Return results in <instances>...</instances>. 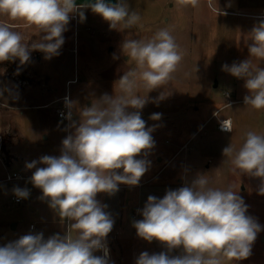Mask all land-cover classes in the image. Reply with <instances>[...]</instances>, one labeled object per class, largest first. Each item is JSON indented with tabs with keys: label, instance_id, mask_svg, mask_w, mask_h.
<instances>
[{
	"label": "clouds",
	"instance_id": "obj_1",
	"mask_svg": "<svg viewBox=\"0 0 264 264\" xmlns=\"http://www.w3.org/2000/svg\"><path fill=\"white\" fill-rule=\"evenodd\" d=\"M189 3L199 6V0H176L175 6L184 8ZM209 6L217 15L227 14L217 0ZM86 8L108 22L110 30L123 32L141 25L140 12L131 9L127 0H93L86 5L76 0H0L4 18L0 19V63L18 60L19 74L33 51L44 53L46 60L60 55L72 15L84 21ZM10 21L34 29L35 39L26 43ZM248 41V58L225 63L222 71L244 81L245 106L260 111L264 110V67L257 62L264 61V18L254 24ZM120 52L132 67L114 82L113 94L91 96L90 106L66 96V114L61 116L68 122L64 129L68 134L60 154L43 155L25 165L34 169L29 182L64 225L63 234L21 235L0 246V264H113L107 237L115 219L97 196H113L120 185L139 186L149 170L147 157L155 147L156 125L146 126L142 109L167 96L162 91L150 101L148 93L168 84L185 55L169 29L158 30L148 39L133 38L129 32ZM4 91L0 89V96ZM161 116L153 113L150 119L158 121ZM220 128L232 133L233 121L220 120ZM222 152L233 174L259 180L257 192L264 196V134L249 130L238 147L230 143ZM187 173L185 168L182 186L166 189L162 198L149 195L138 209L142 218L132 221L136 236L149 244L157 242L162 250L142 251L134 264H236L248 259L264 226L248 214V205L234 185L214 187L207 174L197 172L188 178ZM12 191L17 200L30 196L26 187Z\"/></svg>",
	"mask_w": 264,
	"mask_h": 264
},
{
	"label": "rangeland",
	"instance_id": "obj_2",
	"mask_svg": "<svg viewBox=\"0 0 264 264\" xmlns=\"http://www.w3.org/2000/svg\"><path fill=\"white\" fill-rule=\"evenodd\" d=\"M91 2L93 0H76L78 5ZM127 2L131 9L140 12V26L123 32L110 30L102 17L90 8L82 9L86 19L81 21L78 14L72 15L63 33L65 43L60 55L46 60L44 53L33 51L30 61L20 66L19 74V61L9 68H0V89H5L7 121L20 134L13 145L14 152L21 156L33 155L32 159L43 155L58 156L61 142L68 134L64 130L68 122L57 115V110L64 107V98L68 96L79 101L81 106H90L91 96L112 95L114 82L132 67L120 52V45L129 32L133 38L148 39L158 30L169 29L185 55L168 84L148 93L150 101L162 91L167 96L158 103H147L142 109L146 126L156 125L152 132L155 147L147 157L151 166L140 181L141 184L149 180L146 186L133 189L123 185L125 192L132 194L131 202L135 204L130 209V219L134 220L136 211L135 220L142 218L138 209L143 208L149 195L162 198L166 189L182 186L187 168L188 178L200 172L208 175L214 187L223 189L234 185V190L248 205V214L264 226V196L257 192L259 180L233 174L230 161L222 152L230 143L238 147L249 130L264 134V110L245 106L243 97L248 93L244 81L222 71L225 63L231 65L248 58V33L264 18V0H217L218 7L226 15H217L209 6L215 0H199L196 8L190 3L177 8L176 0ZM10 23L24 35L26 43L35 39L34 29L19 22ZM114 55L118 58L114 59ZM257 63L264 67V61ZM142 94L147 93L142 91ZM153 113H161V119L151 120ZM216 113L220 118L232 119V134L217 130V123L212 120ZM2 138L0 145L4 139L7 144L5 152L0 148V158L8 164L12 157L8 153L7 137ZM5 178L6 172L0 162V224L15 219L21 222L18 233L6 235L8 241H12L27 234L35 221L36 210L24 211L23 207L11 204L12 190L19 183H6ZM133 230L127 241L124 239L128 250H121L122 255L117 257L133 258L130 245L137 251L135 258L142 251L162 250L157 242L149 244L138 238ZM118 249L121 248L115 250ZM236 264H264V231L258 234L252 255Z\"/></svg>",
	"mask_w": 264,
	"mask_h": 264
},
{
	"label": "crops",
	"instance_id": "obj_3",
	"mask_svg": "<svg viewBox=\"0 0 264 264\" xmlns=\"http://www.w3.org/2000/svg\"><path fill=\"white\" fill-rule=\"evenodd\" d=\"M115 2V0H113ZM47 106V105H46ZM7 108L5 104V99L3 96H0V137H7L8 140V153L9 156L12 157L10 162L8 164H5L3 161L0 160L2 163L4 170L7 173H15L20 175L23 180L15 181L14 183H19V187L21 188H28L30 190V196L27 199H24V202L18 206L23 207L24 211H28L31 208H34L36 210L35 216H34V223H31L29 226V229L27 231V234L32 232H43L45 238L48 236L60 233L63 234L64 232V225L60 222L58 216L49 208L46 202H43L39 199L41 196V191L35 187L32 186V184L29 182V178L32 175L33 170H27L25 165L26 162H31L32 156H21L14 152V143L17 141L18 132L14 130L13 126L9 121H7L8 114H7ZM24 138V137H23ZM26 138V137H25ZM24 138V139H25ZM3 139V138H2ZM40 166V165H38ZM16 169V170H15ZM149 182H143L139 184V186L144 187ZM130 187L133 189H136V187ZM129 187V186H128ZM124 189V190H123ZM126 187L123 185H120V190L113 196H108L107 194L100 193L98 194L97 198L104 204L108 205V211L112 213L115 224L112 232L108 235L107 241H108V247L110 249V257L113 264H130L132 261L135 260V254H137L136 249H133L132 246L131 250L133 252V258L132 256H126L121 257V250H128L127 247L129 245H126L124 243V239L131 236V232H133L132 227V219H130L129 213L132 206H135L131 202L132 194L125 192ZM14 194L10 197V201ZM142 197V196H141ZM129 200L128 203H126ZM39 202V204H38ZM144 202V201H143ZM13 202L11 201V204ZM145 204V203H144ZM13 205L17 206V204L13 203ZM137 218V211L134 215V220ZM21 226V222L15 220H12L10 222L2 223L0 224V245L6 244L8 241V233L10 234H16L19 232ZM31 226H34V229H31ZM127 241V239L125 240ZM118 247L121 249L115 250ZM115 250V252H114ZM135 252V253H134ZM100 254V253H97ZM118 254H121L119 257H117ZM131 259V260H130Z\"/></svg>",
	"mask_w": 264,
	"mask_h": 264
},
{
	"label": "built area",
	"instance_id": "obj_4",
	"mask_svg": "<svg viewBox=\"0 0 264 264\" xmlns=\"http://www.w3.org/2000/svg\"><path fill=\"white\" fill-rule=\"evenodd\" d=\"M64 112L66 114V109L65 107H63L62 109H59L57 110V115H58V118L59 119H62V120H65L63 119V117L61 116V113ZM222 119H228V118H220L219 117V113H216L214 114L212 120H215L216 123H217V130L222 133V134H232V133H228V132H224V131H221V128H220V120ZM232 120V119H230ZM67 122V120H65ZM233 128H234V124H233ZM233 132V131H232ZM2 140V138L0 137V141ZM1 160V158H0ZM24 178H22L20 175L18 174H15V173H7L6 175V178L4 180V182L6 183H13L15 181H19V180H23ZM11 201L17 205H20L24 202V199H20V200H17L16 196L14 195L11 199ZM31 229L33 230L34 229V226H31Z\"/></svg>",
	"mask_w": 264,
	"mask_h": 264
},
{
	"label": "trees",
	"instance_id": "obj_5",
	"mask_svg": "<svg viewBox=\"0 0 264 264\" xmlns=\"http://www.w3.org/2000/svg\"><path fill=\"white\" fill-rule=\"evenodd\" d=\"M17 61L0 63V68H9V67L13 66ZM6 144H7V141H6V139H4L2 141V144L0 145V148L3 152H5V150H6Z\"/></svg>",
	"mask_w": 264,
	"mask_h": 264
}]
</instances>
